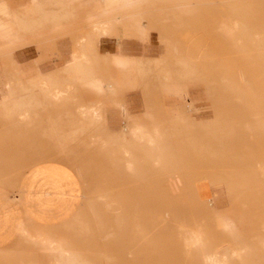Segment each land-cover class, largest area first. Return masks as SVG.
<instances>
[{
	"label": "rangeland",
	"instance_id": "1",
	"mask_svg": "<svg viewBox=\"0 0 264 264\" xmlns=\"http://www.w3.org/2000/svg\"><path fill=\"white\" fill-rule=\"evenodd\" d=\"M145 22L151 27L157 58L138 70L142 77L134 87L149 94L178 87L175 93L182 90L184 94L178 97L184 98V107L175 113L164 111V101L158 100L162 96H147V108L162 113L152 129L127 123L123 130L109 132L107 107L120 106L126 114L124 99L96 94L80 84L87 79L72 80L78 84L64 81L67 89H61L59 80L43 81L35 86L41 88L40 96L31 87L26 94L16 91L11 100L1 97L0 184L13 187L20 178L12 172L19 161H5L9 156L4 148L12 146L15 134H22L23 125L45 111L41 128L34 129L29 138L30 149L40 150L35 140L42 137L51 141V151L24 166L46 163L45 178L53 199L50 225L29 219L23 228L33 237L21 232L18 247L0 249V264L13 260L17 264H58L45 247L30 242L47 240L60 242L63 250L76 242L90 253L99 252L94 257L101 264H194L183 237L185 226L210 216L196 202L205 199L206 183L218 187L225 182L226 188L233 189L230 198H235L239 188L245 200H264V0H156L147 8ZM228 22L239 30L237 37L224 30ZM8 26L0 24V39ZM29 34L26 28L19 37L26 39ZM54 38L27 45L49 44ZM114 61L119 66L131 65L130 58L116 56ZM12 66L9 57L0 56V68L6 74ZM46 82L51 92H61L58 100L46 91ZM103 82L98 81L100 88L115 90V80L112 85ZM79 88L91 99L76 109L61 111L62 105L76 102ZM188 89L202 90L204 95L195 101L187 95ZM22 113H27L25 119ZM134 126L150 132L155 141L151 145L132 141ZM123 147L137 160L134 171L125 164ZM76 152L86 154L77 158ZM98 154L103 158L94 160ZM110 167L116 171L111 176ZM120 171L128 176L119 175ZM93 185L105 193L115 190L117 200L112 202L115 207L96 210L95 218L91 200L97 191L93 192ZM81 189L83 199L79 200ZM209 237L226 243L217 231L209 232ZM200 238L203 246L204 238ZM70 260L74 263L75 257Z\"/></svg>",
	"mask_w": 264,
	"mask_h": 264
},
{
	"label": "crops",
	"instance_id": "2",
	"mask_svg": "<svg viewBox=\"0 0 264 264\" xmlns=\"http://www.w3.org/2000/svg\"><path fill=\"white\" fill-rule=\"evenodd\" d=\"M155 1L0 0V24L9 25L3 30V38L0 39V56L9 57L13 65L7 74L0 68V99L4 97L7 101L11 100L16 91L18 95L26 94L31 87L43 81L59 80L61 89H67L68 83L64 84V81L87 79L86 84L71 83L85 85L100 96L113 95L116 98L122 95L124 99L126 114L120 106L109 104L106 110V128L114 133L123 130L127 123L152 129L155 123L161 121L160 109L147 108L148 95L162 96L158 100L164 101L162 107L165 112L181 111L184 98L178 97L184 94L182 90L175 93L178 87L170 89V92L161 88L159 93L152 94L147 93L148 90L134 87L136 79L142 77L137 74L138 70L157 58L154 57L157 48L153 43L151 27L145 22L146 10ZM26 28L30 29V34L26 39H20L19 35ZM52 37H55L52 42L45 43ZM43 40V44L27 45ZM9 41H12L10 45ZM116 56L130 58L131 65H117L114 61ZM99 80L107 85H112L115 80V90L114 87L107 86L100 88ZM21 90L23 93H20ZM32 90L34 94L41 95V88L35 87ZM187 95L194 97L196 101L195 97L204 93L202 90L188 89ZM76 96V104L70 102L62 105L61 111L76 109L79 103L91 99V95L82 88L77 89ZM190 100L192 98H188V102ZM53 113H57V110ZM46 115L43 111L28 126L23 125L22 134H15L10 142L12 146L4 148L8 150L6 157L9 156L4 157L5 161H19V167L13 166L12 172L20 178L13 187L0 184V249L18 247L21 228L29 219L43 225L51 223L49 205L53 198L51 188L46 183V163L39 162L27 169L24 166L26 161L34 157L41 158L51 151V141L43 140L42 137L35 140L40 150L30 149L31 133L36 132L34 129L37 127L41 128ZM63 122L66 128L68 119L64 117ZM85 154L76 152L77 158H82ZM102 158L103 155L101 157L99 154L93 157L94 160ZM114 169L112 172L110 167L109 176L116 172ZM122 174L125 177L127 175L120 171L119 175ZM96 188L93 185V192L97 191L93 193L91 200L94 218L96 210L99 212L100 209L115 207L112 202L117 201L114 198L115 190L108 189L105 193L104 189ZM230 189L232 188H226L225 182L218 187L206 183L202 191L205 199L196 200L201 204L199 207L204 208V212L210 216L205 218L206 221H195L185 226L183 243L194 264H222V261L223 264L264 262V200H245L240 197L239 188L235 198H230ZM82 199L81 189L79 200ZM211 231L219 232L226 243L222 245L210 239ZM85 233L87 232H83ZM196 233L204 238L205 243L200 247L189 248L186 241L196 240ZM100 254L90 253L87 248L75 242V246L70 245L64 249L62 256L75 257L72 264H101L100 259L94 257ZM202 254L212 256L215 260L205 262ZM104 262L107 260L104 259ZM12 264H17V260H13Z\"/></svg>",
	"mask_w": 264,
	"mask_h": 264
},
{
	"label": "bare ground",
	"instance_id": "3",
	"mask_svg": "<svg viewBox=\"0 0 264 264\" xmlns=\"http://www.w3.org/2000/svg\"><path fill=\"white\" fill-rule=\"evenodd\" d=\"M224 30L227 31L228 32V35L231 36V37H237L239 35V33H238L239 30L233 29L230 26V22H228V24L224 27ZM242 30H245V29H241L240 32ZM46 91H48L49 93H51V97L54 100H58L61 97V95H62L59 90L58 91H55V92H51L50 89H49V86L47 84H46ZM96 115H97V120L100 123L101 122V115L99 113L96 114ZM20 116H21V118L25 119L27 117V113H22ZM155 132H157V129L156 128H155ZM125 139L126 138L124 137L123 138V141H125ZM131 140L132 141L144 140V141H146V143L148 145H151L155 141V137L150 132H147L146 130L142 129L140 126H134V127L131 128ZM123 146H125V144ZM122 149H123L122 152L125 154L123 156H126L125 157V164H126L127 168L130 171H134L135 168H136V166H137V160L134 158L133 155H131V153L129 151V148L123 147ZM262 174L264 175V171L262 172ZM20 232H22L25 235V237H33V235L31 234V231L28 230V229H26V228H23L22 227ZM195 236L197 237L196 240H192V239H189L188 240V243H187L188 246H190V247H200L201 246V238H200V236L197 235V234ZM191 238H193V237L191 236ZM30 242L36 243V244H38L40 246L45 247L50 255L56 257V259H57L56 262L58 264H70V261H71L70 260V256H67V257L62 256V253L64 252V250H63V244H61L60 242H54V241H51V240L39 241V242L38 241H30ZM201 257H202V259L205 262H210V261H212L214 259L212 256H208V255L201 256ZM219 258H220V256H219ZM223 258H221V259L223 260ZM217 259H216V261H217ZM210 263L214 264V262H210ZM222 264H223V261H222Z\"/></svg>",
	"mask_w": 264,
	"mask_h": 264
}]
</instances>
